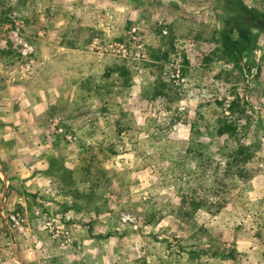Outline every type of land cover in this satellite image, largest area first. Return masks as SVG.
<instances>
[{
	"label": "rangeland",
	"instance_id": "obj_1",
	"mask_svg": "<svg viewBox=\"0 0 264 264\" xmlns=\"http://www.w3.org/2000/svg\"><path fill=\"white\" fill-rule=\"evenodd\" d=\"M262 25L264 0H0V264H264Z\"/></svg>",
	"mask_w": 264,
	"mask_h": 264
},
{
	"label": "trees",
	"instance_id": "obj_2",
	"mask_svg": "<svg viewBox=\"0 0 264 264\" xmlns=\"http://www.w3.org/2000/svg\"><path fill=\"white\" fill-rule=\"evenodd\" d=\"M252 11L246 9V15L239 16L236 15L233 19L236 24L240 26V29L245 31L247 35L250 36V31L245 27L246 23L253 22V25H257L256 20H252L250 15ZM264 25H262L263 27ZM245 28V29H244ZM237 133V128L233 123L223 122L222 126L218 130V135L223 137L225 135L234 136ZM259 158L258 152L253 151L252 147L246 145L245 143L238 142L236 149L226 156L223 169L219 166V174H222L225 177H228L231 181L238 184L240 187H243L248 183L252 178V170L249 169V164L254 162ZM61 166V165H60ZM192 205L195 204V207H203L210 213L217 214L220 213L223 209H232L231 203H225V201H219L217 203L205 204L201 200H192Z\"/></svg>",
	"mask_w": 264,
	"mask_h": 264
},
{
	"label": "water",
	"instance_id": "obj_3",
	"mask_svg": "<svg viewBox=\"0 0 264 264\" xmlns=\"http://www.w3.org/2000/svg\"><path fill=\"white\" fill-rule=\"evenodd\" d=\"M0 173L3 176V179L5 181V173H4V171H3L2 167H1V164H0Z\"/></svg>",
	"mask_w": 264,
	"mask_h": 264
}]
</instances>
